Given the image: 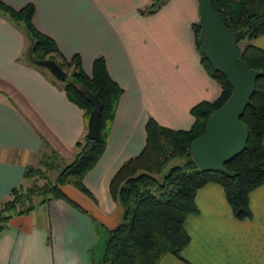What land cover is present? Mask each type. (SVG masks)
I'll list each match as a JSON object with an SVG mask.
<instances>
[{"label": "crops", "instance_id": "0c3cea01", "mask_svg": "<svg viewBox=\"0 0 264 264\" xmlns=\"http://www.w3.org/2000/svg\"><path fill=\"white\" fill-rule=\"evenodd\" d=\"M150 2L0 0L13 11L31 5L33 27L66 60L77 56L86 76L101 57L121 90L104 149L82 177L90 197L65 185L61 192L77 208L57 199L11 215L0 231V264H96L98 248L121 219L109 182L143 148L146 121L186 131L193 122L189 110L218 96L194 47L195 1L165 0L152 14L139 15ZM247 43L264 51V34ZM25 48L23 34L0 15V208L11 189L29 186L25 167H38L42 156L57 162L56 170L69 164L86 132L83 111L68 101L61 83L26 64ZM194 204L197 214L183 224L189 241L180 259L165 255L158 264H264V183L249 193L248 219L232 216L216 184L200 187Z\"/></svg>", "mask_w": 264, "mask_h": 264}, {"label": "trees", "instance_id": "16d2710c", "mask_svg": "<svg viewBox=\"0 0 264 264\" xmlns=\"http://www.w3.org/2000/svg\"><path fill=\"white\" fill-rule=\"evenodd\" d=\"M164 1L151 0L149 5L143 10H137V13L141 16L150 15ZM209 1L225 28L239 37L236 43L239 59L255 73L254 93L249 106L239 118L248 131L245 149L224 165L225 173L199 171L188 152L190 143L203 135L208 116L231 95L224 78L214 72L199 54L198 20L190 26L194 47L205 72L219 86L218 96L210 102H200L189 110L193 122L186 131L162 127L152 119L146 121L143 148L137 156L124 162L109 182V194L121 209V219L107 232L96 264H158L165 255L180 259V253L189 241L183 224L187 217L197 214L194 196L205 184L212 183L221 188L235 219L250 217L249 193L264 183V51L247 42L264 34V0H236L237 9L230 5L229 0ZM32 14L31 5L13 11L0 3V15L11 22L26 40L23 60L30 66L44 70L34 66L30 58L48 59L64 72L65 78L59 82L44 70L53 80L62 84L68 101L83 111L85 125L91 110L85 95L89 93L97 96L101 103L99 136L97 140L91 141L83 135L81 141L75 144L78 152L73 161L58 170L55 169L57 166L54 160L43 156L38 167H25L24 179H42L43 184L37 185L32 180V185L26 188L10 190L8 200L0 208V231L5 228L11 215L25 214L49 200H63L77 208L61 192L60 188L65 185L90 197L82 184V177L95 165L104 149L121 94L119 87L109 78L101 57L93 60L91 74L86 76L77 56L66 60L54 42L33 27ZM243 40L246 44L239 48ZM50 156L57 160L54 154L50 153ZM175 161L177 164L165 171ZM53 170H56V175L50 182L45 173ZM33 197H36L35 202Z\"/></svg>", "mask_w": 264, "mask_h": 264}, {"label": "water", "instance_id": "95a60500", "mask_svg": "<svg viewBox=\"0 0 264 264\" xmlns=\"http://www.w3.org/2000/svg\"><path fill=\"white\" fill-rule=\"evenodd\" d=\"M197 13L200 22L199 54L214 72L224 78L231 95L208 116L203 135L190 143L188 152L199 171L225 173L224 165L245 149L248 131L239 118L254 93L255 73L239 59L236 49L239 37L225 28L209 0H197ZM30 62L46 70L56 81L62 82L65 78L64 72L51 60L30 58ZM85 100L91 105L85 138L94 141L99 136L101 103L95 94H86Z\"/></svg>", "mask_w": 264, "mask_h": 264}, {"label": "rangeland", "instance_id": "374dc122", "mask_svg": "<svg viewBox=\"0 0 264 264\" xmlns=\"http://www.w3.org/2000/svg\"><path fill=\"white\" fill-rule=\"evenodd\" d=\"M163 1H164V0H163ZM194 1H195V5H197V1H196V0H194ZM229 3H230V5H231L233 8L237 9V3H236V0H229ZM197 21H198V16H197L196 19H195V22H197ZM195 22H194V23H195ZM245 42H246L245 40L241 41V42L239 43L238 47H239V48H242V47L244 46ZM67 73H70V72H67ZM54 164H55V166L58 165L57 162H54ZM174 164H177V161L172 162L169 166H167V167L165 168V171H166L168 168H170V166H172V165H174ZM63 165H64V164L60 165V167L63 166ZM45 174H46V176H47V177H46L47 180H49L50 182H52V181L54 180V178H55L56 170H53L52 172H50V173H45ZM34 182H36L35 184H37V185H42V184H43V180H41V179L34 180ZM32 183H33L32 180L28 181V185H29V186L32 185ZM32 199H33V201L35 202L36 197H35V198L33 197ZM102 245H103V244H101V245H100V248H98V251H99L98 254L101 253Z\"/></svg>", "mask_w": 264, "mask_h": 264}]
</instances>
